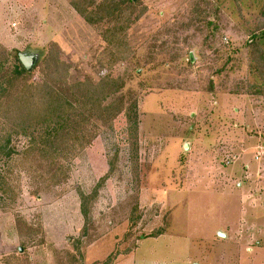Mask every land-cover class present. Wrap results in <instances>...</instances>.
Segmentation results:
<instances>
[{
	"label": "rangeland",
	"instance_id": "obj_1",
	"mask_svg": "<svg viewBox=\"0 0 264 264\" xmlns=\"http://www.w3.org/2000/svg\"><path fill=\"white\" fill-rule=\"evenodd\" d=\"M70 1L0 0L3 71L31 55L34 84L53 56L68 82L118 78L125 109L51 157L0 119V264H264V0H131L95 25Z\"/></svg>",
	"mask_w": 264,
	"mask_h": 264
},
{
	"label": "trees",
	"instance_id": "obj_2",
	"mask_svg": "<svg viewBox=\"0 0 264 264\" xmlns=\"http://www.w3.org/2000/svg\"><path fill=\"white\" fill-rule=\"evenodd\" d=\"M129 1L102 0L92 7L91 0H71L70 5L85 22L95 25L104 19L121 18L119 4ZM128 17L122 20L120 27H110L104 34L117 60L125 59L130 53L126 30L133 20ZM50 58L53 63L50 72L44 73L41 81L34 84L27 83L31 74L18 56L11 73L3 71V62H0V119L10 122L12 135L28 139L24 151L27 155L35 152L45 157L62 155L77 139L86 141L85 132L92 120L105 124L125 109L117 97L105 102L121 87L118 78L104 76L96 83L87 79L68 82V69L60 66L53 56ZM11 83L15 87L13 91H9ZM10 139L11 132L0 136V158L11 154ZM55 177L52 180L56 181Z\"/></svg>",
	"mask_w": 264,
	"mask_h": 264
},
{
	"label": "water",
	"instance_id": "obj_3",
	"mask_svg": "<svg viewBox=\"0 0 264 264\" xmlns=\"http://www.w3.org/2000/svg\"><path fill=\"white\" fill-rule=\"evenodd\" d=\"M18 57H19L21 64L25 67L27 71H29L35 59L33 60L31 55L21 53V52L18 53Z\"/></svg>",
	"mask_w": 264,
	"mask_h": 264
},
{
	"label": "built area",
	"instance_id": "obj_4",
	"mask_svg": "<svg viewBox=\"0 0 264 264\" xmlns=\"http://www.w3.org/2000/svg\"><path fill=\"white\" fill-rule=\"evenodd\" d=\"M263 156H264V147L261 148L259 151H257V152L255 153V158H256V159H260V158L263 157ZM227 163H229V161H227Z\"/></svg>",
	"mask_w": 264,
	"mask_h": 264
}]
</instances>
